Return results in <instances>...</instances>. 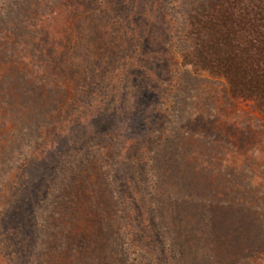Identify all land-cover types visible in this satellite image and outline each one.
Returning a JSON list of instances; mask_svg holds the SVG:
<instances>
[{"label": "rangeland", "instance_id": "obj_1", "mask_svg": "<svg viewBox=\"0 0 264 264\" xmlns=\"http://www.w3.org/2000/svg\"><path fill=\"white\" fill-rule=\"evenodd\" d=\"M187 9L0 0V264H254L264 119L183 62Z\"/></svg>", "mask_w": 264, "mask_h": 264}, {"label": "trees", "instance_id": "obj_2", "mask_svg": "<svg viewBox=\"0 0 264 264\" xmlns=\"http://www.w3.org/2000/svg\"><path fill=\"white\" fill-rule=\"evenodd\" d=\"M188 1L183 62L224 79L232 95L250 96L264 119V0ZM252 259L264 264V250Z\"/></svg>", "mask_w": 264, "mask_h": 264}]
</instances>
